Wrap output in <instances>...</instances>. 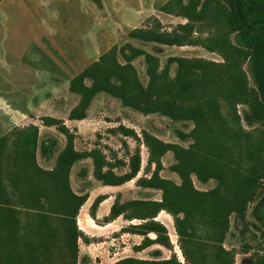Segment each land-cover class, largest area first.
Here are the masks:
<instances>
[{
    "label": "rangeland",
    "instance_id": "obj_1",
    "mask_svg": "<svg viewBox=\"0 0 264 264\" xmlns=\"http://www.w3.org/2000/svg\"><path fill=\"white\" fill-rule=\"evenodd\" d=\"M186 2L0 0V264H94L102 257V264H264V226L251 216L253 203L226 217L210 210L229 200L257 158L253 199L264 191V123L243 120L253 93L264 108V88L247 70L249 54L261 59V49L252 36L230 30L221 0H197L194 14L183 9ZM110 49L126 66L129 93L146 88L150 77L158 91L166 88L160 110L140 113L97 92L84 118L68 119L79 98L69 81ZM21 131L34 148L20 147ZM153 138L168 144L161 155ZM68 141L82 154L68 168L69 187L86 193L75 216V259L58 190L43 173ZM91 152L102 172L123 174L130 159L138 171L119 186L104 185L93 176ZM178 170L197 193L215 190L214 199L185 191ZM104 196L108 203L99 205ZM109 204L117 216L110 217ZM151 222L163 227L159 238L147 231ZM97 253L100 259L89 257Z\"/></svg>",
    "mask_w": 264,
    "mask_h": 264
},
{
    "label": "trees",
    "instance_id": "obj_2",
    "mask_svg": "<svg viewBox=\"0 0 264 264\" xmlns=\"http://www.w3.org/2000/svg\"><path fill=\"white\" fill-rule=\"evenodd\" d=\"M227 8V22L230 26V30L238 35L252 36L257 46L261 49V59L258 54H249L247 62V70L251 77V80L255 87L259 90L264 88V0H221ZM197 6V0H187L183 9L188 14L197 13L195 8ZM136 37H143L141 34H136ZM145 60H150L148 54L144 55ZM126 66L121 65L116 61L115 53L113 49L101 54L98 61L85 67L79 74L74 76L69 81L68 89L78 95L77 104L70 109L68 113V119L79 120L84 118L85 110L89 104L91 97L97 92H106L116 98H118L121 104L125 107L132 108L140 113H151L160 110L161 101L160 97L167 91L164 86L163 89L157 90V84L154 83L153 77H150L146 88L138 89L133 93H129L125 87V82L121 76L122 71ZM83 79L89 80V86L82 84ZM119 80V83H115L114 80ZM166 114L170 117H176L173 113V109L170 110V106L167 105ZM185 113L182 112L178 116L184 117ZM243 120L247 124L253 122L264 123V108L256 97V93L252 94L248 102V111L243 113ZM47 125V124H46ZM197 140V136H194ZM155 143L156 152L161 155L168 147V144L162 143L159 140L153 138ZM20 147H35V140L26 134V131L20 132L19 137ZM51 153L50 148L47 147L45 141L40 143V154L43 157H48ZM89 156L93 161V176L104 185H120L125 181L133 178L139 167L137 159H130L128 163V171L115 175L111 171H101L104 165L101 160L98 159L94 152H91ZM82 157V154L75 152L71 148L70 141L59 152L55 167L50 171H43L49 179L50 183H54L55 189L58 190L59 197L57 198V209L59 210L64 237L70 247V256L75 259L77 246V229L75 226V216L78 208L86 198V194H74L68 184L67 171L69 166L78 158ZM27 158L30 162H34L33 153L28 154ZM258 159V158H257ZM254 160L252 165L247 170L243 178H241L234 191L232 192L229 200L225 203H212L210 210L214 216L226 217L229 213L234 212L240 214L244 211L247 203H253L251 208V216L260 225L264 226V191L255 199L252 197V189L254 183L262 171V162ZM42 171V170H40ZM181 175L182 183L184 184L185 191H191L197 193L187 185L189 180L186 176ZM259 172V173H258ZM52 179V180H51ZM162 189V197L165 198V189ZM201 196L209 197L211 200L215 197V190H210L207 193H197ZM97 200L94 201L93 205ZM119 214L115 209V205L112 204L109 210L110 217H115ZM4 223V222H3ZM163 227L160 224L151 222L147 225V231L154 232L156 238H159L160 231ZM3 251L0 246V262H2ZM3 263V262H2ZM121 262H115L114 264H120Z\"/></svg>",
    "mask_w": 264,
    "mask_h": 264
},
{
    "label": "crops",
    "instance_id": "obj_3",
    "mask_svg": "<svg viewBox=\"0 0 264 264\" xmlns=\"http://www.w3.org/2000/svg\"><path fill=\"white\" fill-rule=\"evenodd\" d=\"M46 158H48V157H46ZM123 184V183H122ZM121 185V184H120ZM108 186H112V187H115V186H119V185H108ZM72 191V190H71ZM74 194H77V195H80V194H86L85 192H74V191H72ZM108 198H110V196H104L103 198H102V201H100V203H99V205H103V204H107L108 202ZM107 207V206H106ZM108 207H110V204L108 205ZM97 217H99V215H103L101 212H100V210L98 209L97 210ZM102 224H104L103 225V227H105V226H107V225H111V222H106V223H102ZM84 227H86V225L84 226ZM77 253V252H76ZM89 257H99V259H100V257H102V256H100V254L99 253H97V254H93V256H89ZM102 261H104V258L102 257L101 258V263H97L95 260H94V264H102Z\"/></svg>",
    "mask_w": 264,
    "mask_h": 264
}]
</instances>
